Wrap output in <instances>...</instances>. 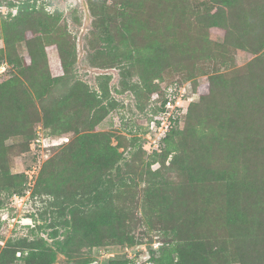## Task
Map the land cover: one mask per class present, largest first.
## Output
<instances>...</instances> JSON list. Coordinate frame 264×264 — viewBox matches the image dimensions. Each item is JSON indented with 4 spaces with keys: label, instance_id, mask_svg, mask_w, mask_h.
Wrapping results in <instances>:
<instances>
[{
    "label": "rangeland",
    "instance_id": "obj_1",
    "mask_svg": "<svg viewBox=\"0 0 264 264\" xmlns=\"http://www.w3.org/2000/svg\"><path fill=\"white\" fill-rule=\"evenodd\" d=\"M247 1L240 0L239 7L237 2L232 8H221L210 0H177L178 10L174 2L160 11L163 18L157 20V15L149 19L166 31L154 34L158 41L167 38L164 47L169 66L157 70L156 76L149 75L145 85L138 75L125 77L121 68H103L95 62L101 61L96 53L100 45L94 35L97 29L90 0H0V133L4 134L0 148L6 159L0 162V260L3 256L9 264H40L38 259L26 263L23 257L31 253L49 257L54 253L53 264H178L177 246L163 245L164 238L156 231L169 227L179 230V245H184L179 249L189 251L201 246L205 256L198 260L199 264L247 262L243 238L237 240L233 224L225 215L228 207L224 198H213L214 189L208 182H191L188 173L195 161L206 169L234 168L238 183L247 179L249 188L244 196L256 194V198L247 197L264 200V95L257 105L245 104L247 112L242 118L246 126L242 129L229 131L231 127L227 128L223 119L224 109L233 105L237 110L234 118L238 120L243 106L235 107L233 102L264 85L262 30L251 33V24L264 20V13L257 8L263 6L264 0ZM24 4L35 7L38 13L17 20L18 7ZM146 8L141 11L143 15L157 14V6L147 2ZM251 8L259 10L256 22L251 19ZM57 14L61 19L49 35L47 25L55 21ZM165 17L170 19L164 21ZM142 23L140 29L148 28L146 22ZM57 39H64L66 47L75 53L63 55ZM185 51H196L197 56H186ZM183 76L189 77L183 85L170 84V79L182 81ZM17 80L23 82L22 91L27 95L18 92ZM216 81L227 85L228 95H218L217 115L206 108L200 112L205 122L196 125L187 115L202 98L210 96L214 86L221 93L224 87L221 90ZM80 84L98 93L103 98L102 106L109 111L88 132L111 135L110 145L122 156L117 165L125 177L132 179V193L125 198L127 208L124 202L121 204L133 221L126 219L116 226L115 240L106 236L101 240L100 234L71 239L67 232L71 226L64 225L73 207L63 202L64 189L72 191L93 180L89 171L74 167L66 156L67 147L78 136L72 117L77 108L73 100H66V94ZM238 84L244 86L245 92H239L243 87ZM153 86L156 88L151 92ZM179 87H185L192 100L181 102L182 107L170 120L168 133L163 135L151 123L165 111L160 108L166 94L168 97L171 90ZM50 102L52 110L48 108ZM18 104L31 119L23 132L15 129L18 121L8 117ZM47 118L51 119L49 123ZM57 124L61 127L54 131ZM171 131L181 133L176 135V142L184 140L177 150L182 160L181 164L171 165L170 156L163 166L168 146L165 139ZM155 155L159 162L152 171L158 174L151 175L147 163ZM243 164H247L245 168ZM20 175L25 176L27 192L24 196H8L5 187L21 181ZM149 194L150 204L146 196ZM209 199L212 204L203 212L201 208L207 207ZM73 205L84 221L94 217L95 206L84 209ZM254 207L261 212L251 228L264 226V202ZM101 232L106 235V229ZM221 247H225L223 252Z\"/></svg>",
    "mask_w": 264,
    "mask_h": 264
},
{
    "label": "trees",
    "instance_id": "obj_2",
    "mask_svg": "<svg viewBox=\"0 0 264 264\" xmlns=\"http://www.w3.org/2000/svg\"><path fill=\"white\" fill-rule=\"evenodd\" d=\"M176 1L177 0H158L157 3H153L154 0H90V10L95 18L94 26L97 29L94 35H97V41L100 45L96 53H99V59L101 61L97 60L95 62L103 68H107L108 66H117L123 70L125 77L138 75L142 81L145 82V85H148L147 77L149 75L156 76L157 70L161 71L169 66V58L166 54L168 52L164 47L166 45L167 38L162 37V40L158 41L159 39L154 34L156 32L164 34L166 31L163 28L157 27L156 21L151 22L149 19L155 18L157 15V20L163 18L159 14L160 11L165 6L168 8L169 5H173ZM187 1L189 2L190 0ZM239 1L240 0H210L212 5L214 3L221 8L226 5L232 8L233 5ZM243 1L248 3L247 0ZM147 2L150 6L153 4L158 7L156 15L149 17L148 15H143L141 13L142 10H147ZM236 5L239 7L241 6V3L239 2ZM262 5V7L258 5L257 8L264 13V4ZM176 6L178 10L179 6L177 2ZM18 8L19 14L16 18L17 20L20 17L29 18L33 16L32 13H38L35 7L31 8L26 4L22 6L20 5ZM259 10L254 11L252 8L250 9L251 19H253L254 22H256L255 20L257 19V12ZM50 18H53V16ZM55 18V21L52 22L50 26L47 25V32H49V35L53 32V27L58 25L61 15L57 14ZM167 19L170 18L165 17L164 21H167ZM142 22H146L148 28L140 29L143 24ZM251 26V33L255 34L262 30L259 34H261L262 38H264V20L260 24L252 23ZM233 38L236 43L240 42L238 38L237 40L235 37ZM57 40L60 52L63 55L69 53L67 55L69 56L72 53H75L74 50L66 47L64 39ZM228 40L229 38L227 41ZM237 46L239 45L237 44ZM209 52L210 50L205 51V53ZM185 53L186 56H197L196 51L194 53H191V51H185ZM198 55L202 54L200 53ZM33 56L36 57L35 55ZM14 66L17 68L20 67L18 63H15ZM188 78L189 77L183 76L181 79L182 81H177L176 77H174L170 79V84L180 86L183 85L184 80H187ZM15 82L17 83V86L20 87L18 88V92L27 95V92L22 91L25 89L23 82L21 80H17ZM216 83L221 90L223 87L224 89L220 93L219 91H215L214 86L209 97L202 98L201 103L194 105V108L192 107L193 109H191V113L189 112L187 115L189 121H195L196 125H202L206 119L201 117L200 112L204 111L206 108H208L211 114H218L216 106V102L219 98L218 95L228 94L225 92V88L227 87L226 84L224 85L222 83L221 85V82L219 81H216ZM238 86L243 87V89L239 91L240 93L245 92L246 89H244L243 85L238 84ZM155 88L156 87L153 86L152 89H150L151 92L155 90ZM263 95L264 85H259L255 92L243 93V97L241 99L233 102L235 107L243 106L238 120L234 118L237 110L236 108H233V105L224 109V125H227V128L231 127L229 131L242 129L246 126L244 119L242 118V115L247 112V110L244 109L246 107L245 104L251 102L253 106L254 104L257 105L263 100ZM66 100H73L74 103L72 104L74 105V108H77L76 111L72 112V117L75 124V134L78 135L73 143L67 147L66 156L69 161L74 162V167L78 166L81 169L83 167V172L89 171L90 175L93 176V180H91L89 184L77 187L72 191L64 189L66 194L63 192V195L66 199L63 198V202H68V206H73L69 209L70 218L64 223V225L66 227L71 226V230L67 231L69 238L71 239L87 238L92 234H100L101 240H103L105 236L112 238L111 240H115L118 238V235L113 232L115 231L116 226H120V224L126 219L133 221L132 217L129 218V216L126 215L128 211L125 209L127 208L125 206V198H129L133 189V186L130 183L132 179L129 176L125 177L121 170L122 167L117 165L122 156L117 152V148L110 145L111 135L109 133L92 134L88 132L92 131V128L100 124L101 121L109 114V111L102 106L103 98L96 92H90L89 87L85 84H80V87L78 88L68 89ZM166 100L167 94L166 97H164L162 103L163 106L160 110L164 108ZM48 108L49 110L50 108L52 110L51 102ZM65 108L67 109L68 107ZM24 109L25 108L22 107V105L20 107L18 104L11 110L10 115H8V117L18 121L19 125L15 129L19 132H23L26 128L28 129V125L31 124V119H28L29 117L23 113ZM1 121L0 132L3 129ZM50 121L51 119L47 118V123ZM224 125L222 126L224 127ZM60 127L61 126L59 124L55 125L54 131H58ZM84 131L86 132L84 133ZM180 134L181 133L178 131H171L169 136L165 139L168 146H166L164 160L162 161L163 166H165L166 160H168L170 156H172L170 160L171 165H175L177 163L181 164L182 159H179L180 157L177 155V150H179V144L184 142V140L180 139L179 142H176V135ZM3 135L4 134L0 133V139ZM220 139L222 140V136ZM242 144L243 142L241 141L239 145ZM3 153L4 150L0 148V162L5 158ZM5 160L6 159H4V161ZM157 162H159V159L157 158V155H155L152 160L147 163L149 174H158V171H152V166L157 164ZM246 165L247 164H243L242 168H245ZM198 166V162L195 161L193 167H188V173L191 176L190 181H195L198 184H203L207 181L209 186L214 189L212 193L213 198H224V203L226 207H228L225 215L228 216V221L233 224L232 227L235 231L237 240H239V238H243L244 250L247 251L245 256L248 260L244 264H264V226L260 225L258 228H251L255 225L258 217H260L259 212H261L260 210L255 211L254 206H257L261 201L264 202V200L261 198L254 200V197L256 198V194H245L246 196H244V191L249 188L246 186L247 179H240L238 183V175L234 168L216 170ZM182 171H184L183 167ZM20 176L22 179L21 181L13 182L5 187V192L8 196H24L27 192L28 187L24 179L25 176ZM146 196L148 197V203L150 204V194ZM247 196L254 197L248 198ZM251 200H253L252 204L249 203ZM122 202H124L125 208L122 206ZM73 204L83 206L84 209H87L89 205L95 206L96 210L93 212L95 215L91 221H84V217H81L78 213L80 210L78 211L77 207ZM211 204L212 202L209 199V201H207V207H203L201 210L205 212L209 209ZM252 210L254 212H252ZM149 211L153 212L152 207H149ZM249 217L250 220H248ZM103 228L106 229V235H103L101 232ZM109 228L111 231H109ZM168 228L162 227L156 229V231H158V234L162 235L164 238L163 245L172 247L177 246L176 252L179 258L178 264H199L200 262L198 260L205 256L201 250V246L198 245V247L189 251L186 248L179 249L178 247L184 246L183 244L181 246L179 245L182 241L179 235V230L175 228ZM223 249H225V247H221L220 251L223 252ZM173 251H175V249ZM12 252L15 255V251ZM40 256L41 255L38 253H31L30 255L23 257V259L26 260V263H31V261L36 262L35 259H38L40 264H53L55 261L54 253H52L49 257ZM9 263L10 261L8 259H5L3 256L1 257L0 264ZM169 263L170 262L168 261L167 264Z\"/></svg>",
    "mask_w": 264,
    "mask_h": 264
},
{
    "label": "built area",
    "instance_id": "obj_3",
    "mask_svg": "<svg viewBox=\"0 0 264 264\" xmlns=\"http://www.w3.org/2000/svg\"><path fill=\"white\" fill-rule=\"evenodd\" d=\"M185 100L187 102L192 100V98L188 96V92L185 87H179V89L171 90L165 103V111H162L159 117L151 123L152 128H155V130H159L160 133L166 135L168 133L173 113L178 112V109L182 107L181 102Z\"/></svg>",
    "mask_w": 264,
    "mask_h": 264
}]
</instances>
